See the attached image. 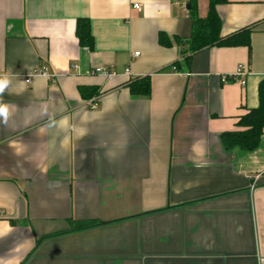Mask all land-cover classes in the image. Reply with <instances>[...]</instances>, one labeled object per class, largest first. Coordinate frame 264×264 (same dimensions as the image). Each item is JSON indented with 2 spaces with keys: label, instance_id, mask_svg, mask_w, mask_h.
Returning <instances> with one entry per match:
<instances>
[{
  "label": "crops",
  "instance_id": "crops-1",
  "mask_svg": "<svg viewBox=\"0 0 264 264\" xmlns=\"http://www.w3.org/2000/svg\"><path fill=\"white\" fill-rule=\"evenodd\" d=\"M208 11L209 0H0V264H264V135L253 152L221 142L259 105L264 0L216 8L222 37L251 30V56L210 47L188 64ZM240 68L244 87L222 81ZM145 77L151 96H133L127 84ZM77 222L98 225L69 232Z\"/></svg>",
  "mask_w": 264,
  "mask_h": 264
},
{
  "label": "trees",
  "instance_id": "trees-1",
  "mask_svg": "<svg viewBox=\"0 0 264 264\" xmlns=\"http://www.w3.org/2000/svg\"><path fill=\"white\" fill-rule=\"evenodd\" d=\"M228 0H209V11L206 17H196L193 25V32L189 40L186 41L187 62L190 63L194 53L210 47H236L246 45L250 48V29L241 30L228 37L221 36V19L217 14L218 5L227 3ZM76 36L79 45L94 50V37L91 31V23L87 18H80L76 23ZM162 45H170L171 42L163 33L159 35ZM177 69V67H176ZM129 91L135 97L149 98L151 96V81L149 77L137 78L127 84ZM80 95L84 100H90L100 95L97 87H81ZM259 105L257 108L248 110L237 122V129L225 132L221 135V142L225 149H240L244 152L255 151L264 135V79L258 88ZM95 223L77 222L73 230L69 232L81 231L97 226ZM60 235V234H58ZM57 236V235H54ZM45 237L44 239L48 238Z\"/></svg>",
  "mask_w": 264,
  "mask_h": 264
},
{
  "label": "built area",
  "instance_id": "built-area-1",
  "mask_svg": "<svg viewBox=\"0 0 264 264\" xmlns=\"http://www.w3.org/2000/svg\"><path fill=\"white\" fill-rule=\"evenodd\" d=\"M135 9H139V5H135L134 6ZM135 56H139V52H136L134 54ZM93 75H101V76H105V77H111L113 75H115L114 72L108 70V69H105V68H96L94 69L92 72H91ZM35 74H38V75H43V76H46L47 78L51 79L52 81L55 79V75L53 74H49V71L47 68H41L40 70H38ZM31 77V76H30ZM30 77L27 79V84H30L31 83V79ZM245 77H246V72L244 71V69L240 68L236 74L232 75V76H222V81L223 82H227L229 81L230 79H237L241 85L244 87L245 84H246V81H245ZM88 105L91 106V108H95L96 105L94 104V101H90L88 103Z\"/></svg>",
  "mask_w": 264,
  "mask_h": 264
},
{
  "label": "clouds",
  "instance_id": "clouds-1",
  "mask_svg": "<svg viewBox=\"0 0 264 264\" xmlns=\"http://www.w3.org/2000/svg\"><path fill=\"white\" fill-rule=\"evenodd\" d=\"M6 85H7V80L6 79L3 80V81H0V93L3 92V90H4ZM0 110H2V111H0V114H3V115L6 116V114H7L6 106H0Z\"/></svg>",
  "mask_w": 264,
  "mask_h": 264
},
{
  "label": "snow or ice",
  "instance_id": "snow-or-ice-1",
  "mask_svg": "<svg viewBox=\"0 0 264 264\" xmlns=\"http://www.w3.org/2000/svg\"><path fill=\"white\" fill-rule=\"evenodd\" d=\"M0 111H2V110H0Z\"/></svg>",
  "mask_w": 264,
  "mask_h": 264
}]
</instances>
